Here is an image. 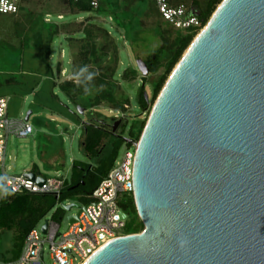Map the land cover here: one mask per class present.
Segmentation results:
<instances>
[{"label": "water", "instance_id": "1", "mask_svg": "<svg viewBox=\"0 0 264 264\" xmlns=\"http://www.w3.org/2000/svg\"><path fill=\"white\" fill-rule=\"evenodd\" d=\"M133 183L142 230L83 264H264V0H223L193 39L136 143Z\"/></svg>", "mask_w": 264, "mask_h": 264}, {"label": "rangeland", "instance_id": "2", "mask_svg": "<svg viewBox=\"0 0 264 264\" xmlns=\"http://www.w3.org/2000/svg\"><path fill=\"white\" fill-rule=\"evenodd\" d=\"M183 1L190 6L193 0ZM198 1L203 9L205 0ZM68 11L67 4L62 0H42L40 2L29 0L21 4L20 12L16 15L0 13V79L2 81L0 97L7 98L8 114L11 117L25 119L26 115L31 112L29 122L34 127V133L28 137L20 138L14 135L7 137L6 156L4 163H0V173H2V168L6 175L24 174L25 171L35 169L44 178L64 181L70 179L73 161L76 160L92 164L94 168H91V171L98 176L104 171L105 165L112 160L113 153L116 152L115 148L120 145V140L127 138L132 131L137 133V122L146 120L149 116V112L141 110L137 103L139 89L143 86V74L139 70L137 61L138 57L146 60L159 45V40L154 36L152 29L147 28L155 21L142 17L145 27L132 23V26H135L134 29H124L119 28L107 16H98L94 13L70 14ZM87 20L107 28L119 46V67L113 82L116 96L123 94L130 100L126 112L111 109L106 102L91 109L88 107L89 101L85 96L77 99L78 103L83 105L82 108L81 105H75L68 100L59 88L51 87L48 64L53 71L52 78L55 82L75 78L71 66L75 62L78 46L68 43L69 34L67 32H71V27L78 28ZM63 24H67V27L63 28ZM167 27L170 28L169 25ZM35 32L44 33L45 39L55 36L48 61H46L44 46L37 48L33 44ZM76 36L79 37L80 34ZM58 63L62 68L60 76L55 74ZM127 68L137 71L138 74L134 80L129 81L122 78V73ZM163 70L161 68L154 75H146L144 86L149 100L152 95L153 82ZM11 77L15 82L5 84V80ZM113 117L126 120L117 132H112L110 129ZM91 120L95 122L102 120L109 125L106 126L108 134L104 137L102 148L94 159L84 156L79 144L81 137L84 136L83 123L90 124ZM114 127L118 128L119 125ZM114 127L111 126L112 130ZM126 149L127 145L124 141L120 145L118 158ZM100 160H102V166L97 167ZM2 194L3 190L0 186V199ZM131 197L130 193L123 194L119 206L128 214L126 224L133 223V229L138 228L139 232L143 226H140V220L134 219ZM70 205H73L72 208L66 210L65 207ZM58 206L60 207L58 223L61 231H65L69 226L68 217L80 211L83 200L74 196ZM50 213L39 222V227H42ZM119 232H125V229ZM18 243L16 228L9 230L0 225V261L14 260L16 253L14 245ZM45 262L50 264L47 249Z\"/></svg>", "mask_w": 264, "mask_h": 264}, {"label": "trees", "instance_id": "3", "mask_svg": "<svg viewBox=\"0 0 264 264\" xmlns=\"http://www.w3.org/2000/svg\"><path fill=\"white\" fill-rule=\"evenodd\" d=\"M29 0H21V4ZM40 2L42 0H34ZM67 4L70 14L80 13H94L98 16H107L119 27L134 29L132 23L139 24V27H145V22L142 19L154 20L152 26L147 27L152 29L154 36L158 38V47L150 54L146 60L138 57V60H143L149 69V74H156L161 68L163 72L153 82L152 95L150 100L144 96L145 86L144 82L147 76H143V86L140 87L137 95V103L141 110L149 112L160 93L162 87L167 81L169 75L173 71L174 67L180 61L184 52L191 44L196 35L202 30V28L208 23L210 17L223 0H205L203 9L200 7L198 0H193L190 6H187L183 0H168L171 5L178 6L183 5L186 8L187 14H197L202 20L203 24L201 28L191 30H177L169 25L161 16L154 0H102L98 7L94 8L90 5L89 0H62ZM200 8V11L198 9ZM21 9V5H20ZM85 22L80 24L78 28L73 29L71 26L67 40L70 45L76 44L78 46L77 56L75 62L71 66L75 78L64 80L61 82H55L53 80V71L48 64L51 78L49 79L51 87L59 88L75 105L79 104L78 100L80 96L87 97L89 103L88 107L93 109L96 106H100L103 102H106L111 109L118 110L119 112H126L129 107L130 100L125 95L115 94V85L113 78L119 67V46L113 40L111 34L107 28L99 26L93 22ZM170 26V28L167 27ZM67 24H63V28H66ZM138 28V26H136ZM136 28V29H137ZM58 31V29H57ZM56 32V31H55ZM80 34V36H76ZM55 36L46 38L42 32L34 33V46L37 48L44 46L46 50V61L49 59L51 48L54 42ZM109 58V60H107ZM82 69L86 71L81 72ZM61 65L57 64L55 74L60 76ZM92 74V79L88 80L87 77ZM137 71L127 68L122 73L124 80H134L137 76ZM15 80L13 77L5 80V84H12ZM0 85L2 81L0 79ZM55 95V94H54ZM83 108V105H81ZM111 122L116 120V117L111 118ZM146 120H139L136 124L137 133H130L127 138L138 141L143 128L146 124ZM104 121L99 120L92 124H85L84 136L81 137L80 146L84 155L89 159H94L101 148L104 141V137L108 134L107 127L102 123ZM120 140V145L125 141V138ZM120 145L115 148L112 160L105 165L103 172L97 176L92 173V164L83 161H73L71 169L70 179L63 181L58 197L54 193L47 194H32V193H9L5 192L0 199V225L9 230L16 228L18 244L14 245L16 250L14 259H17L23 247L25 237L31 229L37 226V224L44 219L50 212L51 218L58 221L60 219L59 204L68 200L71 197H78L83 200V204L87 202L86 195L90 194L102 181V179L112 169L116 159L118 158V152ZM102 160H100L97 167H101ZM131 199V209L135 218L139 221L137 211L134 204L133 196ZM140 226L142 227L141 222ZM134 224L126 225L125 234L138 232L139 230L133 229Z\"/></svg>", "mask_w": 264, "mask_h": 264}, {"label": "built area", "instance_id": "4", "mask_svg": "<svg viewBox=\"0 0 264 264\" xmlns=\"http://www.w3.org/2000/svg\"><path fill=\"white\" fill-rule=\"evenodd\" d=\"M89 1L90 5L96 8L102 0ZM154 2L163 19L175 29L186 31L201 28L202 18L197 14H187L185 6L171 5L168 0H154ZM20 5L21 0H0V13L16 15L20 12ZM33 133L34 127L29 120L9 116L8 100L0 97V163L3 164L9 135L25 138ZM136 143L137 141L125 138L127 149L115 161L112 169L99 185L86 195L87 202L77 214H74L77 215V219L73 222L69 221L65 231H61L58 221L51 218L53 210L49 218L44 220V224L45 221L47 222L46 232L42 230L44 224L39 227L38 223L25 237L19 257L11 261H0V264H47L46 249L49 252L50 264H82L106 242L125 235V232L119 231L126 228L128 214L119 203L123 194L130 193L133 196ZM26 174L28 173L6 175L2 169L0 186L3 194L5 192L54 193L58 197L62 182L41 177L43 183H39ZM121 212L127 215L125 219L122 218Z\"/></svg>", "mask_w": 264, "mask_h": 264}, {"label": "flooded vegetation", "instance_id": "5", "mask_svg": "<svg viewBox=\"0 0 264 264\" xmlns=\"http://www.w3.org/2000/svg\"><path fill=\"white\" fill-rule=\"evenodd\" d=\"M93 122H95V121H93V120H91V121H89V123L90 124H92ZM125 122H126V120H124L123 118H116V120H114L112 123H111V126L112 127H114L115 125H119V127L118 128H115L114 127V130H112L113 128H111V126H110V129H111V131L112 132H117V130L120 128V127H122V125H124L125 124ZM105 126H109L108 124H106V123H104V122H102ZM88 125V124H87ZM85 156V155H84Z\"/></svg>", "mask_w": 264, "mask_h": 264}, {"label": "crops", "instance_id": "6", "mask_svg": "<svg viewBox=\"0 0 264 264\" xmlns=\"http://www.w3.org/2000/svg\"><path fill=\"white\" fill-rule=\"evenodd\" d=\"M85 125V123H83ZM5 156H6V152H5V155H4V160H5ZM4 160H3V163H4ZM4 170V168H2ZM25 173H34L36 174L37 176H40L42 178H44L42 176V174L38 173L37 170L33 169V171H25ZM60 182H62V186H63V180H61ZM3 195V194H2Z\"/></svg>", "mask_w": 264, "mask_h": 264}, {"label": "clouds", "instance_id": "7", "mask_svg": "<svg viewBox=\"0 0 264 264\" xmlns=\"http://www.w3.org/2000/svg\"><path fill=\"white\" fill-rule=\"evenodd\" d=\"M86 71V69H82L81 72H84ZM88 80H91L92 79V74H89L88 77H87Z\"/></svg>", "mask_w": 264, "mask_h": 264}, {"label": "bare ground", "instance_id": "8", "mask_svg": "<svg viewBox=\"0 0 264 264\" xmlns=\"http://www.w3.org/2000/svg\"><path fill=\"white\" fill-rule=\"evenodd\" d=\"M83 263H84V262H83ZM83 263H82V264H83Z\"/></svg>", "mask_w": 264, "mask_h": 264}]
</instances>
